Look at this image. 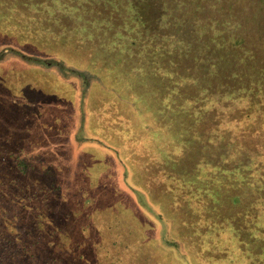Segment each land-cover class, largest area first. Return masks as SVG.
<instances>
[{
	"label": "rangeland",
	"instance_id": "rangeland-1",
	"mask_svg": "<svg viewBox=\"0 0 264 264\" xmlns=\"http://www.w3.org/2000/svg\"><path fill=\"white\" fill-rule=\"evenodd\" d=\"M113 1L112 9L119 7L115 14L131 19L130 24L121 25L119 32L124 34L116 33V43L107 44L104 42L108 40L107 33L95 29L93 35L98 43L83 41L79 49L78 34L84 35L87 30L74 19L64 18L73 38L56 49L60 34L50 41L43 37L44 41L39 43L30 37L35 33L29 32L27 36L26 32L29 28L37 29L41 20L49 19L51 27L60 30L55 22L66 10L55 3L45 8L41 14L46 17L41 19L37 9L23 0H0V136L9 135L10 140L28 147L34 158H39L30 180L40 184L55 179L63 184L62 189H71V192L58 189L54 206L59 209V215L63 209L70 208L68 220L73 243L85 237L92 244L97 242L98 249L88 248L87 264H193L188 251L179 255L165 245L163 250L156 251L158 240H167L166 225H179L180 217L171 205L184 208L189 199L206 201L198 185L188 186V182L177 181L179 178L185 180L197 169L203 170L210 182H219L216 186L220 190L229 188L243 196V200L235 199L232 192L218 196L209 190L223 202L224 208L229 206L233 216L245 206L260 214L258 228L264 222L259 206L261 174H251L245 167L250 152L244 149L245 153L236 154L237 160L232 158L236 167L231 166L228 159L234 143L224 145L214 135L219 114L227 117L232 101L222 100L218 105L222 107L220 112L213 109L202 115L198 112L205 109V105L196 101L197 96H204L202 82L198 84L194 80L204 69L199 54L215 50L206 48L201 35L206 24L202 25L199 19L211 22L208 34L212 39V34L217 32L213 18L220 4L228 1L229 7L225 8L229 17L233 8L249 13L247 21L261 18L264 5L261 8V0H185L177 8L181 0H116L117 4ZM99 2L95 4L99 14L106 17L109 10L105 5L109 0ZM241 18L234 16L236 22ZM134 40L142 42V46ZM10 44L16 47L11 48ZM70 45L78 48L74 55L67 53ZM166 49L165 57L161 52ZM38 56H51L67 70H62L60 63L38 60ZM73 65L85 74L72 71ZM186 74L191 77L185 78ZM97 81H104L102 95L95 87ZM87 103L98 109L92 111L88 107L87 111ZM79 119L85 126L79 128L82 139L77 141L73 134ZM247 180L258 184L250 186ZM52 187L58 188L55 184ZM181 188H197V191L186 196L184 192L179 194ZM164 211L167 215L163 219L160 213ZM231 216L225 217L226 220H235ZM54 218L53 222L59 224V217ZM79 221L90 222V229L77 233ZM227 221L222 219L220 222L224 224L214 225L215 232L208 235L212 241L230 234L222 228ZM179 229L180 233L175 231L173 238L189 244L186 234L195 230L190 233L189 228ZM223 230L225 234L221 233ZM196 234L201 238L200 231ZM258 234L260 239L256 240L248 231L242 232L243 238H253L243 246L246 250L228 239L230 258L239 264L243 253L248 254L251 249L261 260L264 240L261 231ZM104 241L110 244L109 248H102ZM133 242H137L134 247ZM138 244L141 245L137 247ZM194 248L193 252L197 253L202 246ZM95 256L97 260L92 259ZM118 258L121 260L112 262Z\"/></svg>",
	"mask_w": 264,
	"mask_h": 264
},
{
	"label": "trees",
	"instance_id": "trees-1",
	"mask_svg": "<svg viewBox=\"0 0 264 264\" xmlns=\"http://www.w3.org/2000/svg\"><path fill=\"white\" fill-rule=\"evenodd\" d=\"M23 1L34 6L41 19L46 17L41 14L45 12V8H50L55 3L61 9L67 11L63 15H60L61 17L55 22L60 27V30H54L53 26L51 27V19H49L50 21L41 20L37 29L29 28L28 32H26L28 33L27 36H30L29 32L35 33L30 37L34 38L35 41H39V43L44 41L43 37H46L50 41L56 35L60 34L61 38L56 39V49L58 45L63 46L62 43H66L68 38H73V36L71 37L69 35L72 29L65 26L66 22L64 18L74 19L77 25L81 24L82 28H86L87 30L86 34L81 36L76 31L79 36L78 42H81L77 45L79 49L83 47V41L98 43L97 36L95 34L93 35L95 33L93 30L95 29H100L107 33L108 40L104 42H107V44L116 43L118 41V34H124L123 32H119L121 25L131 23V19L115 14V10L119 7L116 5L112 9L114 6L113 0H109L108 4L105 5V9L109 10L106 13V17L99 14V7L95 5L96 3L100 4L99 0H97L98 2L94 0ZM184 1L181 0L177 8ZM228 5L229 3L227 1L226 4H220V9L218 7L216 8L218 10L217 16L213 20H215L217 32L212 34V39L211 35L208 34V27H210L211 22L199 19L202 25L206 24V28L201 29L202 31L205 30L204 33L201 31V35H204L202 36V40L206 43V48L210 46V49L213 47L215 50L207 51L206 53L201 51L202 53L199 54L201 56L199 63L202 65L201 68L204 67V69L201 70V73L194 80L196 82L198 81V84L202 82L201 92L204 96H197L196 101L200 105H205V109L198 110L199 115H202V112L203 114L206 111L209 112L211 109L219 110L220 112L222 107L218 105L222 100L232 101L229 104L230 110L228 116L225 117L224 113L219 114L220 119L218 124H216L214 135L217 139L222 140L224 145L234 143L232 152H230L231 158L228 159L231 166L236 167V164L232 161V158L235 161L237 160L235 157L238 155L236 154H240L241 152L245 153L246 150L250 152L249 159L245 162V167L251 174H261V186L258 187H261V205L259 206H261V211L264 215V13H261V18H256V20L255 18H251L247 21L246 15L249 13L238 12L234 8L233 15L229 17L227 15V9L225 8ZM263 5L264 0H261V8H263ZM214 7L212 6L213 9H215ZM95 11H97V14H93ZM234 16L242 18L239 19V22H236L237 20H234ZM140 23L142 24L141 21ZM236 23L240 25V28H236ZM111 29L113 32H110ZM134 42L139 47L142 46V42L139 43L136 40ZM77 46H67V53L73 55L77 53ZM15 47L16 45H11V48ZM166 51L168 49L161 52L165 57ZM207 54H210V57H207ZM53 56L55 57V55ZM69 58L72 57L70 56ZM37 59H44L43 61L49 64H53L54 62L60 63L59 60L51 56L47 58L38 56ZM73 62L75 61L73 60ZM60 67L62 70H67L63 63H60ZM71 70L79 71L81 75L85 74L84 71H80L74 65ZM97 73L99 74V72ZM186 77H191V75L186 74ZM103 82L97 81L95 84V87L100 92L103 86H105ZM99 94L102 95V92ZM123 104L126 105V103ZM206 105L209 107L207 108ZM88 107L91 106L87 103V111ZM91 108L93 109L92 111L98 109V107ZM80 119L75 124L77 129L75 134H73V138L76 140L82 139L81 133L78 130L80 127L83 128L85 126L84 121ZM90 125L92 127L91 123ZM10 139L7 134L0 136V264H87L88 248L95 247L98 249L99 246L96 241L92 244L87 237L75 243L71 240L70 223L68 220L71 215V210H68L70 208L63 209L59 215L57 214L59 209L57 206H54V200L57 197L55 193L58 189H62L63 184H58L59 181L55 179L47 180L45 183L40 184L30 180V174L35 169V163L39 158L35 159L33 156L34 153H30L27 150L28 147L26 148L23 145L14 143ZM84 148L86 147L84 146ZM244 149L246 150L243 151ZM200 167L202 166L200 165ZM6 171H9V174ZM202 171L201 169H197L188 179L184 180L179 178L177 181L183 184L188 182V186H190V183L193 186L198 185L201 188L199 193L202 198H206V201L203 199L201 201L189 199L184 205V208H179L174 204L171 205L175 214L180 217V221H178L179 225L178 227L176 225L175 227L173 225L172 227L166 225L167 240L162 241L164 244L161 240H158L156 251L163 250L165 245L166 247L175 249L179 255L185 251L190 252L193 264H238L233 258H230L229 250L226 247L228 245L227 240L233 241L232 243L237 245L238 248H240L239 246L243 247L248 245V242L253 240V238H243L241 235L244 231L253 234L256 240L260 239L258 231H261V238L264 240V222H261V229L258 228L257 223H259L260 214L251 212L250 207L245 206H243V209L238 210L239 212L235 214L236 217L233 216L228 210L229 206L224 208L225 205L223 202H220L209 190L217 192V195L219 193L220 196L224 195L226 191L232 192L235 199L241 197L243 200V196L240 193L233 192L229 188H224L225 191L220 190L216 186L219 182L213 184L204 177L205 175ZM247 183L253 187L258 184L257 181L253 180H247ZM53 184L58 188H53ZM196 189L181 188L179 194L184 192L186 196H190L197 191ZM68 190L71 192L70 188L62 189V191L66 192H69ZM214 198L217 201H213ZM212 202H220V204H212ZM238 203H231V205H237ZM134 205L137 206L138 204L135 203ZM212 205L218 206V208L212 207ZM165 210L167 209L165 208ZM77 214L79 216L82 215L78 212ZM160 215L164 219L167 211L160 213ZM229 215L235 217V220L227 221L226 218L228 219ZM56 216L59 217V224L57 221L53 222ZM209 218H212L213 221ZM219 218L228 222L222 228H225L226 234L230 233L227 234L229 238L226 235L212 241L208 235L215 232L214 225L220 226V224H224V222H220L221 220L218 221ZM214 221L215 223H212ZM76 225H78L76 227L77 233L82 234L84 231L90 229V222L79 221ZM180 226L185 228L184 231H186V228L191 229L190 233L192 230H195L192 234H186V239L189 241V244L188 242H182L179 239L173 238L175 231L180 233ZM196 231L202 233L200 235L201 238L196 234ZM221 233L225 234L224 230ZM257 235L259 237H256ZM136 243L133 242L132 247ZM239 243L241 244L239 245ZM140 245L138 244L137 247ZM198 245L202 246L200 251L197 253L195 251L193 252L195 250L194 247ZM109 247L110 244L107 241L102 243V248ZM125 248L130 249V246H125ZM243 249L246 250L248 248L243 247ZM256 256L257 253L249 249L248 254L243 253L242 262L239 264H264V256L261 257V260ZM92 259L97 260V257H92ZM117 260H121V258L113 260L112 262ZM94 264L100 263L94 262Z\"/></svg>",
	"mask_w": 264,
	"mask_h": 264
}]
</instances>
